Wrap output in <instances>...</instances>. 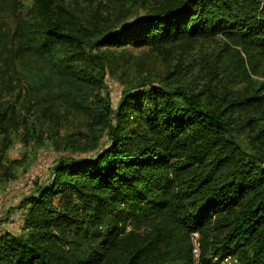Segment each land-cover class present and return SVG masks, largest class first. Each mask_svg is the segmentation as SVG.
Here are the masks:
<instances>
[{"label":"trees","instance_id":"obj_1","mask_svg":"<svg viewBox=\"0 0 264 264\" xmlns=\"http://www.w3.org/2000/svg\"><path fill=\"white\" fill-rule=\"evenodd\" d=\"M217 35L264 51V0H175L117 30L78 25L54 0H34L10 35L0 16V48L24 58L14 75L0 67V91L19 82L33 96L52 91L105 138L91 157L53 164L21 204L23 233L0 235V264H193V232L199 264L225 256L264 264V153L245 150L236 124L264 117V83L251 93L217 90L218 75L247 77L220 63L200 88L166 76L124 87L115 108L105 84L109 48ZM15 119V104L0 102V132ZM119 220L154 224L124 232ZM171 228L186 242L161 250Z\"/></svg>","mask_w":264,"mask_h":264},{"label":"rangeland","instance_id":"obj_2","mask_svg":"<svg viewBox=\"0 0 264 264\" xmlns=\"http://www.w3.org/2000/svg\"><path fill=\"white\" fill-rule=\"evenodd\" d=\"M173 1L54 0V7L64 18L78 25L96 23L101 30H117L133 23L152 6ZM6 2L8 5L3 6L6 8L1 9L0 16L3 30L10 35L16 23L31 9L34 0ZM108 58L105 84L113 108L124 87L158 82L164 76L167 82L200 88L209 77L213 78L214 72H218L220 63H226L241 73L245 68L247 77L235 83L231 76L224 79L218 75L217 90L228 94L234 91L251 93L264 83L261 77L264 51L236 46L221 35L178 41L159 48L147 45L109 48ZM23 60L17 50L0 48V67L6 73L14 75V65L18 66ZM14 84L13 91H0V102L15 104L17 122L5 123V134L0 132V235L23 233L25 208L21 204L34 192L36 185L48 178L50 168L58 159L91 157L105 142L99 126L58 99L53 100L54 92L33 96L21 89L20 82ZM236 124L245 150L257 147L264 153V117L256 123ZM117 222L124 232L134 229L139 233L154 224L151 220ZM171 241L183 246L186 238L171 228L161 250H166Z\"/></svg>","mask_w":264,"mask_h":264},{"label":"built area","instance_id":"obj_3","mask_svg":"<svg viewBox=\"0 0 264 264\" xmlns=\"http://www.w3.org/2000/svg\"><path fill=\"white\" fill-rule=\"evenodd\" d=\"M191 241V250L193 254V264H199L198 255H199V243H198V234L196 232L191 233L190 235ZM213 264H238L235 258L225 256L222 258L214 259Z\"/></svg>","mask_w":264,"mask_h":264}]
</instances>
